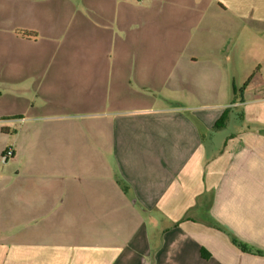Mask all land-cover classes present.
Masks as SVG:
<instances>
[{"label":"crops","instance_id":"1","mask_svg":"<svg viewBox=\"0 0 264 264\" xmlns=\"http://www.w3.org/2000/svg\"><path fill=\"white\" fill-rule=\"evenodd\" d=\"M44 1L0 0V264H264V0Z\"/></svg>","mask_w":264,"mask_h":264},{"label":"rangeland","instance_id":"2","mask_svg":"<svg viewBox=\"0 0 264 264\" xmlns=\"http://www.w3.org/2000/svg\"><path fill=\"white\" fill-rule=\"evenodd\" d=\"M44 0H42V5L44 6ZM26 20V19H25ZM22 17H19L18 15H14L13 19L11 16V28L16 26H21L22 21ZM20 31V29L18 28V32ZM6 31L4 30V32H0V37L1 36H5ZM264 43L261 40V36L260 35H250V49L251 52L249 53V55H245L242 56L241 59L245 60V61H249L252 60L255 63L252 65H246V66H235L234 69L236 70L237 68L239 70H242V77L237 78L236 82L234 83V87L237 89V95L240 96L242 92H244V89L246 88V86H250V91H253L254 89H260L261 88V80H260V75L259 72L261 71V46H263ZM21 52V49L16 47V46H11L9 49H3L0 45V58H2L3 56H6L7 54H9V56H16ZM106 56L109 60L113 61L114 59V51L113 50H107L106 51ZM249 70V71H248ZM199 71V70H198ZM248 71V72H247ZM193 74V78L190 79L189 81H192L195 79V77L198 79L199 78V74L196 71V73H192ZM246 74V75H245ZM255 74V75H254ZM198 76V77H197ZM246 76V77H243ZM245 78V79H244ZM244 79V81H242ZM251 93V92H250ZM232 96V95H231ZM207 98V100L203 99V98H196V103L199 104H224V102L227 101H232L231 98L228 99H224L218 96V98L213 99L212 97H205ZM247 98V97H245ZM181 100V101H187L181 98H177L174 96H170V101H174V100ZM193 102V99H192ZM4 164H2L3 166Z\"/></svg>","mask_w":264,"mask_h":264},{"label":"trees","instance_id":"3","mask_svg":"<svg viewBox=\"0 0 264 264\" xmlns=\"http://www.w3.org/2000/svg\"><path fill=\"white\" fill-rule=\"evenodd\" d=\"M226 119H221L218 123H216L215 125V129H220V128H223V124L222 122H225ZM232 242L234 245H236L240 250H242L243 252H247V253H254L255 251L253 250L252 247H249L248 245H246L245 243L239 241L238 239L236 238H232ZM257 253H261L259 251H256Z\"/></svg>","mask_w":264,"mask_h":264},{"label":"built area","instance_id":"4","mask_svg":"<svg viewBox=\"0 0 264 264\" xmlns=\"http://www.w3.org/2000/svg\"><path fill=\"white\" fill-rule=\"evenodd\" d=\"M14 157V150L7 149L2 156V163L5 164L9 162Z\"/></svg>","mask_w":264,"mask_h":264}]
</instances>
